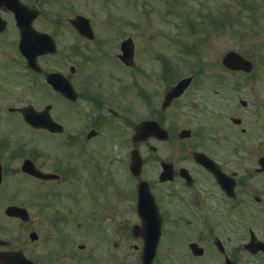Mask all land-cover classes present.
I'll return each mask as SVG.
<instances>
[{
    "label": "flooded vegetation",
    "instance_id": "af4514ba",
    "mask_svg": "<svg viewBox=\"0 0 264 264\" xmlns=\"http://www.w3.org/2000/svg\"><path fill=\"white\" fill-rule=\"evenodd\" d=\"M144 182L168 264H264V0H0V264H126Z\"/></svg>",
    "mask_w": 264,
    "mask_h": 264
},
{
    "label": "water",
    "instance_id": "95a60500",
    "mask_svg": "<svg viewBox=\"0 0 264 264\" xmlns=\"http://www.w3.org/2000/svg\"><path fill=\"white\" fill-rule=\"evenodd\" d=\"M140 204H139V212L143 218L144 226L141 230L138 231L139 234L142 235V237L145 239V248L142 253V261L144 264H150L154 253L157 241H154L158 235V229L157 224L155 223L152 216V210L150 208V202L149 200L143 196V194H140ZM150 238L151 240H146L147 238Z\"/></svg>",
    "mask_w": 264,
    "mask_h": 264
},
{
    "label": "rangeland",
    "instance_id": "374dc122",
    "mask_svg": "<svg viewBox=\"0 0 264 264\" xmlns=\"http://www.w3.org/2000/svg\"><path fill=\"white\" fill-rule=\"evenodd\" d=\"M68 157L71 158V152H69L67 154ZM23 178H20L19 180L22 181ZM118 179L120 181H122L123 177H122V174L121 175H118ZM10 186V184H9ZM9 186L4 190L5 192L9 191ZM83 195V193H82ZM102 238V235L99 236ZM118 244L121 246L123 245L122 243H120V241H117ZM173 244L176 246V248H178V242L177 241H172ZM181 242V241H179ZM187 242V241H186ZM132 245H133V248H132V254L131 256L127 259V263L126 264H141V261H140V253H141V248H142V243L141 241H132ZM183 248H184V251L182 252V255L179 256V257H176V262H170V264H195L193 263L192 261H190V259L187 258L188 254H187V248L185 247V243L183 245ZM189 260V262H188ZM168 264L167 261H162L161 264Z\"/></svg>",
    "mask_w": 264,
    "mask_h": 264
}]
</instances>
